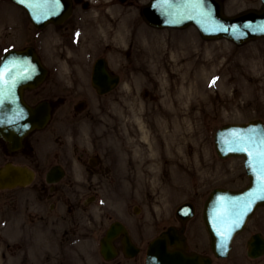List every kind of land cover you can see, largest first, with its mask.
Segmentation results:
<instances>
[{
  "label": "rangeland",
  "instance_id": "obj_1",
  "mask_svg": "<svg viewBox=\"0 0 264 264\" xmlns=\"http://www.w3.org/2000/svg\"><path fill=\"white\" fill-rule=\"evenodd\" d=\"M85 1L89 6L77 5L69 20L85 31L84 42L75 51L60 50L53 28L40 33L37 48L51 70L48 84L54 78L69 80L79 95L59 106L48 128L34 135L32 154L47 162L56 155L62 162L68 158V169L84 146L87 157L97 152L105 163L111 156L115 159L112 172L102 178L86 181L80 173L63 179L69 202L63 210L67 213L69 206L88 202L85 212L75 213V220L87 227L90 222L106 225L110 215H118L130 223L139 220L150 236L156 231L155 221L160 225L174 222L175 209L190 201L196 206L191 224L197 228L210 191L247 184L242 159H219L213 138L221 126L264 120V38L241 46L224 39L206 41L193 27L181 32L147 26L139 9L150 0ZM222 3L228 16L260 6V0ZM9 10L14 23L23 27V14L13 7ZM100 38L109 44L104 52L97 45ZM19 41L20 37L15 40ZM103 54L121 81L113 92L98 96L90 85L91 68ZM53 96L48 94L50 100ZM80 99L86 107L74 117L73 106ZM90 183L93 191L88 193L85 185ZM10 195L0 192V219L2 212L4 220L11 219L4 205ZM135 207L140 208L137 214ZM257 216L264 222V210ZM13 219L21 222L22 211ZM63 223L67 227L69 219ZM5 228L0 256L9 237L16 234L13 228ZM199 236L201 231H197ZM191 241L195 243L192 236ZM205 241L206 234L200 245ZM42 248L43 243H37L32 251L4 261L29 264L34 257L31 264H40ZM78 249L88 251L90 244Z\"/></svg>",
  "mask_w": 264,
  "mask_h": 264
},
{
  "label": "water",
  "instance_id": "obj_2",
  "mask_svg": "<svg viewBox=\"0 0 264 264\" xmlns=\"http://www.w3.org/2000/svg\"><path fill=\"white\" fill-rule=\"evenodd\" d=\"M21 6L33 24L42 28L47 23L59 24L69 17L71 0H11ZM79 1V0H76ZM124 2L125 0H120ZM259 10H249L234 17L223 14L220 0H151L140 9L143 20L154 27L185 28L194 25L205 39L226 38L237 44L264 36V0ZM247 25V27H245ZM227 29V31H225ZM46 75L45 69L32 49L10 52L0 64V138L8 143L10 151L22 148V139L29 132L43 128L50 120L55 104L41 103L30 108L22 101L23 88L35 87ZM118 82L111 76L103 61L94 67L92 85L99 94L112 90ZM218 157H242L249 185L241 191L215 189L207 199L203 219L215 256L225 257L233 237L241 232L258 207L264 206V125L260 121L227 125L215 134ZM33 174L22 167L7 164L0 169V189L25 186ZM193 208L184 205L178 217H191ZM113 226L102 242L101 252H108L107 242L116 233ZM169 232L149 247L147 264H199L197 256L180 251H169L174 245ZM256 242L251 251H256ZM176 246V245H175ZM209 264L208 260H201Z\"/></svg>",
  "mask_w": 264,
  "mask_h": 264
},
{
  "label": "flooded vegetation",
  "instance_id": "obj_3",
  "mask_svg": "<svg viewBox=\"0 0 264 264\" xmlns=\"http://www.w3.org/2000/svg\"><path fill=\"white\" fill-rule=\"evenodd\" d=\"M3 1L6 2L8 0H0V59L5 52L10 50L14 49L21 51L32 47L35 48L43 62V56L38 53L36 47L41 38H35L31 34L30 27L32 25L29 22H25L22 27V37L17 36L14 31L16 28L14 18L9 9L11 7L14 9L18 8L11 4H4ZM48 28H53L56 38L59 41L60 50L69 51L71 53L76 50L78 44L84 42L85 31L79 29L77 23L67 21L59 26L49 25ZM34 30L35 34H37L38 30L35 28ZM18 37H20V41L22 42L16 46L15 40ZM101 41L105 43V41L100 38L97 41V45L104 51V49L108 48V45H103ZM65 51L64 53H66ZM46 68L48 69V75L45 82L37 88L23 93V99L28 105L34 106L41 101L50 100L48 98L49 93L54 94L53 98L60 102L59 105H64L72 95H79L78 89L75 88L76 84L69 82V80L60 82V80L54 78L49 85L48 81L50 77H52L51 70L47 66ZM33 137L32 134L25 138L24 143L27 147H30L31 144L34 143ZM75 146V150L78 151V146ZM85 148V146L82 147V150L78 152L75 159L68 163V166H70L68 169L66 165V161L69 160L68 158L63 162H59L57 161L59 157L56 155L51 162L41 161L31 154L32 149L30 151L22 149L17 152H9L6 143L0 140V151L2 152L1 156L4 160L0 166L10 162L13 165L26 166L34 172V181L32 184L27 187L11 190L8 201L4 203V205L8 207L9 218L13 219L14 215L22 211L24 219H22L21 222L14 219L4 220L5 214L4 212L1 213L0 243H4L2 241V234H4L5 227L13 228V232L16 234L15 238L9 237L11 239L6 243L5 249L2 247L1 251L3 255L0 256V264H10L11 262L8 261L5 263L4 260L10 259L14 254L16 256L24 250L25 252L32 251L37 243H43L42 252L39 255L40 264H144V244L148 240L146 238L144 224L139 220L132 221L130 224L122 220H110L108 225H104L103 223L93 224V222H90V225L87 227L86 224L75 220V213L78 210L82 212L86 211L85 205L88 203L86 201L84 203L77 202L76 205L67 208V213L64 212V205L69 203L64 197L65 189L62 186L63 179L67 178V175L75 177V175L81 173L87 177V181H90L92 180L91 177L99 179L111 173L112 163L110 159L105 163L104 159H102L97 152H93L91 157H87L88 152ZM53 167L62 168L65 177L61 180H51L52 182H50L49 179L53 177L49 178L48 175ZM85 186L88 193L93 191V185L91 183ZM258 211L260 210H257L256 213H259ZM257 215L253 216L247 223L243 232L237 235L233 242L232 250L225 259L213 258L210 254L209 247L202 249L199 248L197 244H195L193 248L189 246L188 229L186 225L182 227L179 222L176 226L168 224L159 227L157 225V233L152 239L169 227H175L176 230L183 229V236L186 237L188 247L186 252H196L202 256H208L211 258V264H264V254L257 258H251L248 256L247 252V243L254 235L259 234L261 238L264 239V222L260 221ZM66 218L69 219L70 224L64 227L63 222ZM108 218L111 219V216ZM113 222H119L124 225L128 240L135 249L133 254L130 255L127 251L123 234H119L112 240L111 245L114 249L113 254H107L105 257L100 251L95 250L96 243L99 244V241ZM48 233L50 234L49 237L47 236ZM5 238L6 241L7 237L5 236ZM86 243L90 244V249L88 251H80L78 248ZM33 260L34 257L30 259L29 264H31Z\"/></svg>",
  "mask_w": 264,
  "mask_h": 264
},
{
  "label": "snow or ice",
  "instance_id": "obj_4",
  "mask_svg": "<svg viewBox=\"0 0 264 264\" xmlns=\"http://www.w3.org/2000/svg\"><path fill=\"white\" fill-rule=\"evenodd\" d=\"M245 27H247V25H245ZM225 31H227V29H225Z\"/></svg>",
  "mask_w": 264,
  "mask_h": 264
}]
</instances>
